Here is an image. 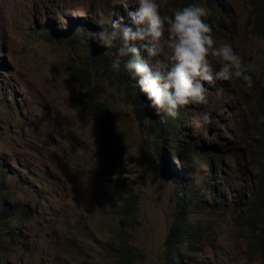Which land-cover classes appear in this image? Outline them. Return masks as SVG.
Listing matches in <instances>:
<instances>
[{
    "label": "rangeland",
    "instance_id": "obj_1",
    "mask_svg": "<svg viewBox=\"0 0 264 264\" xmlns=\"http://www.w3.org/2000/svg\"><path fill=\"white\" fill-rule=\"evenodd\" d=\"M208 1L200 0L213 38L232 44L252 86L239 79L205 84L208 103L190 106L185 128L166 131L174 138L163 171L173 170L170 161L180 169L176 154L189 159V174L176 180L159 173L163 161L154 152L162 141L148 119L139 120L106 49L90 33H67L85 22L94 33L109 27L116 19L109 0H0V183L25 219L22 227L0 221V244L7 248L0 264H116L110 247L121 229L142 254L138 264H168L165 241L177 216L189 223L193 243L183 264H260L247 248L256 212L251 193L256 182L261 195L258 170L264 168V0H211L228 5L221 24ZM190 2L165 0L162 11ZM52 28L66 38L57 40ZM202 111L211 116L208 125L199 121ZM87 112L113 120L106 146ZM197 138L222 160L214 186L190 146ZM173 140L181 147L172 148ZM224 152L232 158L223 159ZM129 191L137 198V222L122 227Z\"/></svg>",
    "mask_w": 264,
    "mask_h": 264
},
{
    "label": "clouds",
    "instance_id": "obj_2",
    "mask_svg": "<svg viewBox=\"0 0 264 264\" xmlns=\"http://www.w3.org/2000/svg\"><path fill=\"white\" fill-rule=\"evenodd\" d=\"M109 3V15L116 19L93 33V39L111 57L109 68L134 80L146 106L162 121L176 119L188 106L206 105L205 84L239 79L245 87L252 86L249 68L232 44L213 38L208 9L200 0L170 7L168 14L162 11L165 0ZM117 6L127 12L128 24ZM199 121L208 125L210 114L200 112Z\"/></svg>",
    "mask_w": 264,
    "mask_h": 264
},
{
    "label": "trees",
    "instance_id": "obj_3",
    "mask_svg": "<svg viewBox=\"0 0 264 264\" xmlns=\"http://www.w3.org/2000/svg\"><path fill=\"white\" fill-rule=\"evenodd\" d=\"M208 4L211 6L214 12L215 20L221 24L222 22L226 21L230 16V11L228 5L225 2L222 3H212V1H208ZM78 21H83L78 19ZM111 22H107L106 25L110 26ZM124 23L128 24L129 20L127 16H124ZM79 29L73 31V29H68L67 33L69 36L75 38L78 36H86L87 34L93 35L94 31V24L89 22L80 23ZM79 30V32H78ZM52 32L57 40L64 39L66 36L63 35L64 30L59 31L56 28H52ZM82 32V34H81ZM45 33L48 32L45 30ZM52 38V36H51ZM92 47H95V43H92ZM119 84L123 88L125 92V96L128 99H131L134 104L137 106L138 110V117L139 120L148 119L150 121L151 127L155 129L157 133V137L162 141L161 146H156L154 154L158 156L159 159H162L163 163L157 164L159 173L165 178H175L178 180L179 177L185 176L189 174V164H188V157H181L179 154H176L179 160V167L178 165H173L170 161L168 163L169 166L173 168L171 172L163 171V167L165 162L169 160L167 157V153L169 152V147L167 148V141H171L173 136L169 135L170 133H166L168 130L169 132L179 131L183 129L188 124V118L190 115V106H188L184 111L176 119H164L163 121L161 118L154 112V110L148 108L146 106V100L144 96L139 92L138 87L134 80L128 78L126 74L122 71L119 72ZM206 91V90H205ZM98 106L99 111L101 113H106L108 117L111 116L109 109L105 106L104 103H96ZM87 106L93 107L95 106V102L92 99L87 100ZM11 107V106H10ZM12 108V107H11ZM262 110V106H260ZM88 116H91L100 126L99 136L101 138V142L104 146H106V138L113 134L112 128L114 125L113 120L111 119L110 122L106 123L104 118L100 116V114H92L87 112ZM106 116V117H107ZM187 137L186 135H184ZM203 145L202 148L200 145ZM172 148L178 149L181 147V143L178 140L172 141ZM190 146H192L193 152L196 153L200 158H202L208 168H207V175L206 178L210 182L211 186L217 182V178L219 177V170L222 165V160H220V156L213 154L211 150L204 145L203 140L200 138L195 139L194 141L190 142ZM171 149V147H170ZM198 150L200 152H198ZM236 149H233L235 151ZM223 159L225 156L232 158L230 153L224 152ZM210 158V161L208 160ZM237 162V157H233ZM158 162V161H157ZM176 166V167H175ZM259 177L262 180L261 183V195L255 192L256 187L258 186L257 183H254L253 191L251 193L252 199L251 202L254 206V210L256 212H252L249 218V224L251 227L250 230V240L248 244L247 253L254 259H256L260 264H264V168H259L258 170ZM129 197L125 199L123 205V213L126 216L124 224L122 227H126L128 225L127 222L136 221L135 215L137 210V198L132 192H128ZM10 191L7 189H3L2 182L0 183V221L4 220H13L17 227H22L25 219L23 217V213L19 210L17 205L10 204ZM186 205V206H185ZM189 207V201H184L182 208ZM189 230V223L183 217H176L171 229L167 235V239L165 241V248H166V258L168 264H183V258L186 256H190L193 253L192 249V241L188 236ZM120 234L117 236L114 244L110 247V254L114 257L116 264H138V261L141 260L142 254L141 252L134 246L129 245V241L123 239V234H127L126 229L119 230ZM7 252V248L4 245L0 244V261L3 259V255Z\"/></svg>",
    "mask_w": 264,
    "mask_h": 264
},
{
    "label": "water",
    "instance_id": "obj_4",
    "mask_svg": "<svg viewBox=\"0 0 264 264\" xmlns=\"http://www.w3.org/2000/svg\"><path fill=\"white\" fill-rule=\"evenodd\" d=\"M169 175V174H168Z\"/></svg>",
    "mask_w": 264,
    "mask_h": 264
}]
</instances>
